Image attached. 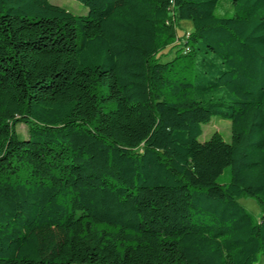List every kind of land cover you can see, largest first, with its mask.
<instances>
[{
    "label": "trees",
    "instance_id": "obj_1",
    "mask_svg": "<svg viewBox=\"0 0 264 264\" xmlns=\"http://www.w3.org/2000/svg\"><path fill=\"white\" fill-rule=\"evenodd\" d=\"M76 1L0 0V264H264V0Z\"/></svg>",
    "mask_w": 264,
    "mask_h": 264
},
{
    "label": "rangeland",
    "instance_id": "obj_2",
    "mask_svg": "<svg viewBox=\"0 0 264 264\" xmlns=\"http://www.w3.org/2000/svg\"><path fill=\"white\" fill-rule=\"evenodd\" d=\"M50 3L61 6L68 11H71L74 14L84 15L87 13V8L76 0H49ZM229 0H220L219 5L216 8L215 13L217 15H231L232 9L229 7ZM176 34L180 37H187L189 33L193 30L192 23L190 21H180L175 25ZM177 42H180V38L174 37V42H172L171 47L174 46ZM178 46L172 47V52L177 51ZM166 57H164L165 59ZM169 59L171 57H168ZM203 133L199 137L201 142L209 141L212 137L218 135V140L229 142L231 131H230V122L225 119H220L218 117L212 116L207 123L202 125ZM17 134L20 138L26 137V127L25 124L20 123L16 126ZM225 176H221L220 180L223 181ZM239 202L255 217H260L261 210L259 205L253 198L242 197L239 199ZM263 264V263H261Z\"/></svg>",
    "mask_w": 264,
    "mask_h": 264
}]
</instances>
